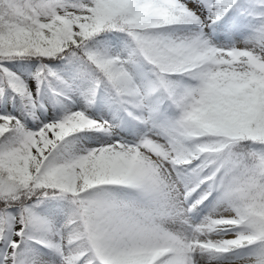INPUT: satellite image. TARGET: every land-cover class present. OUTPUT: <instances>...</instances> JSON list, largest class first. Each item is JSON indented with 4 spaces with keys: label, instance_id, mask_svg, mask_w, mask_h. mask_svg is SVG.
<instances>
[{
    "label": "snow or ice",
    "instance_id": "obj_1",
    "mask_svg": "<svg viewBox=\"0 0 264 264\" xmlns=\"http://www.w3.org/2000/svg\"><path fill=\"white\" fill-rule=\"evenodd\" d=\"M0 264H264V0H0Z\"/></svg>",
    "mask_w": 264,
    "mask_h": 264
}]
</instances>
